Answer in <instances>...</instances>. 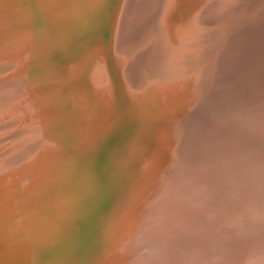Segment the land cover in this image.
<instances>
[{
    "label": "bare ground",
    "instance_id": "obj_1",
    "mask_svg": "<svg viewBox=\"0 0 264 264\" xmlns=\"http://www.w3.org/2000/svg\"><path fill=\"white\" fill-rule=\"evenodd\" d=\"M167 2L0 0V74L17 70L18 60L25 73L18 82L0 80V124L17 125L21 110L8 98L16 99L22 84L32 95L44 93L32 103L41 128L74 142L69 149L61 140L54 155L62 158L52 171L54 190H44L37 160L27 192H0V219L23 209L30 222L24 244L50 215L26 261L72 263V248L58 244L51 252L58 222L50 209L74 199H82L87 238L96 244L112 174L102 160L133 158L142 178L128 162L117 172L134 181L135 196L116 226L123 242L112 252L115 264L128 256V264H264V0ZM202 85L165 121L157 117L154 106L164 97L182 98ZM37 144L45 155L47 143ZM156 172L152 196L160 195V208L151 222L147 212L133 239L140 181ZM71 212L70 226L77 221ZM6 227L0 223V234L16 240L17 231ZM46 248L49 255L38 260Z\"/></svg>",
    "mask_w": 264,
    "mask_h": 264
},
{
    "label": "water",
    "instance_id": "obj_2",
    "mask_svg": "<svg viewBox=\"0 0 264 264\" xmlns=\"http://www.w3.org/2000/svg\"><path fill=\"white\" fill-rule=\"evenodd\" d=\"M169 2V0H168ZM167 2V3H168ZM166 3V4H167ZM12 62L15 58H9ZM1 65V64H0ZM21 61H16L17 70L8 69L5 72L0 74V80L2 81L7 75H10V79L23 80L25 73L22 70ZM80 70H83L80 68ZM12 77V78H11ZM29 79L27 78V84H29ZM31 87H22V84L17 88V98L13 99V95H11L8 100V103L12 106H17L20 111L17 112V125L12 124L11 122H6L0 124V164L6 162V169L0 170V192H6L8 194L20 192H27L29 188H31L34 184H30L29 180H27V174L30 169L34 168L35 161L38 160L40 162L41 175L39 173V179H46L44 183V190L46 189L48 192L54 190L53 184L55 182V177L57 173H52L53 170H57L58 172V162L61 161L62 158L56 160L54 155L56 153H60L62 151V147L59 150V146L61 144V140H64V144L69 146V149L74 146V142L64 135V138L58 141L54 134L51 133V129L46 128L42 129L41 126L44 125V121H38L35 113H32L35 110L33 106V101L42 99L44 100V93L37 95H32L30 90ZM54 97V94H50ZM38 113V112H37ZM20 114H23V118L26 122L30 123H21ZM38 115H40L38 113ZM88 124V130H89ZM34 129L33 132H37V134L30 133L28 129ZM39 130V131H38ZM40 139V140H39ZM37 141H43L47 143L45 147V155L43 151L39 148L40 145L37 144ZM30 146H33L32 149L25 151ZM51 149H48L50 148ZM25 151V152H24ZM123 155V154H122ZM44 158H41L43 157ZM69 156V155H68ZM70 158H64L63 160H69ZM102 160V162H107L109 167H111V163L114 162L113 159L110 160ZM133 158H120L119 165L123 162H127L128 160ZM62 163V162H61ZM133 167L134 161L132 160ZM17 166L16 173L13 172V166ZM114 172V168L112 169L113 174L111 178V184L108 193L104 198V207L101 209V221H99V227L101 236L96 244H91L88 241L86 228L83 222V209L84 205L82 199L73 200L69 202H64L65 205L61 206L60 209H55V211L51 210L52 214L57 218V233L58 236L53 235L56 238L57 247L51 248V252L57 249H63L69 251L72 248V252L75 254V258L73 259L71 264H115L112 258V252L114 247L117 246L118 237L120 234H116V226L121 219V215L128 207V201L126 198L127 194L123 191V180H118V183L115 182L114 175L117 176V171ZM106 167V165L104 164ZM139 176H142V172L140 168H135ZM11 180L10 182H8ZM9 188L5 191V188ZM60 194V192L57 190ZM62 198V194H60ZM21 204H23L21 202ZM2 205H0L1 211ZM99 209V207H98ZM72 210L77 211V221L74 225H69L70 217L67 216V212L73 214ZM24 212L23 209H20L17 213V218L12 219H0L1 222H5L7 227L4 231L15 230L17 231V239L14 241L8 240L7 234H0V264H43V263H30L26 261L27 257H31L29 251L33 253L34 244L37 240L41 239V235L44 231H46L47 227L50 225V215L49 219H46L48 222V226H46L43 230L37 232L35 236L29 243L24 244V241L27 237L28 231L24 226H28L30 222L24 221ZM107 221L106 226L103 227L102 223ZM95 228V227H94ZM59 244V248H58ZM76 249V251L74 250ZM49 248H46L41 252V256L38 260L44 256L49 255ZM39 254V251H36ZM49 261V260H48ZM48 261H44L48 264Z\"/></svg>",
    "mask_w": 264,
    "mask_h": 264
},
{
    "label": "rangeland",
    "instance_id": "obj_3",
    "mask_svg": "<svg viewBox=\"0 0 264 264\" xmlns=\"http://www.w3.org/2000/svg\"><path fill=\"white\" fill-rule=\"evenodd\" d=\"M255 190H260L261 189V186H259V187H256V188H254Z\"/></svg>",
    "mask_w": 264,
    "mask_h": 264
}]
</instances>
